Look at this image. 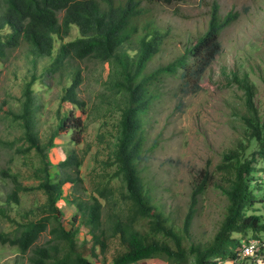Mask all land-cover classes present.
Segmentation results:
<instances>
[{
  "label": "trees",
  "instance_id": "obj_1",
  "mask_svg": "<svg viewBox=\"0 0 264 264\" xmlns=\"http://www.w3.org/2000/svg\"><path fill=\"white\" fill-rule=\"evenodd\" d=\"M144 1L172 4L179 0H0V62L7 61L13 50L25 43L34 67L32 77L22 84L21 95L4 101L9 104L5 112L8 125L20 133L13 140L0 137V144L14 153H34L39 158L31 176L37 184H24L21 173L11 166L13 159L0 170V179L6 181L5 206H0V213L14 225L8 231L0 230V244L16 248L28 264H97L88 255L98 257L99 248L105 257L112 239L124 249L113 257L112 264H136L146 259H161L171 264H221L237 259L243 245L252 238L263 241L260 247L264 251V214L255 207L262 202L264 208V120L254 105L255 85L248 75L231 73L230 81L244 90L247 112L241 116L242 138L235 149L225 154L226 160L233 157L234 161L220 165L226 174L221 189L227 204L210 240L190 241L196 205L210 186L208 170L195 179L179 230L174 220L155 203L143 175L144 167H140L145 153L144 116L164 93L163 78L176 75L181 80L182 92H199L205 71L222 51L220 34L238 13L222 16L219 3L214 1L207 32L176 60L148 72V64L160 51L165 34L151 26L150 20L141 22L147 13L142 5ZM73 26L79 30V36L65 41ZM44 59L48 60L45 64L48 66L40 79L36 69ZM88 60L109 64L105 79L109 93L101 95L102 104L107 110L117 111L119 120L105 162L107 170H115L96 184L94 194L84 198L81 169L90 145H85L83 150L78 146L83 142L88 123L75 111H87V102L79 97L77 87L82 81L80 63ZM68 69L66 79L73 75L74 83L64 88L57 110V127L43 142L38 128L42 104L34 85L37 81L47 85L48 78L59 79ZM65 105L72 109L62 111ZM61 130L72 135L71 144L66 157L54 164L49 152L58 146L56 139ZM20 141L23 143L18 144ZM52 168H56L55 174ZM117 178L122 181L119 197L115 196L112 185V180ZM257 178L262 180L255 185L253 181ZM67 184L72 185L69 201L77 207L70 228L64 224V214L58 206ZM35 190L45 194V202L20 212L26 221L11 217L9 213L14 205L21 204L22 194ZM83 228L91 238L81 241L79 233ZM44 235L49 238L39 244ZM89 240L92 247L90 254H86Z\"/></svg>",
  "mask_w": 264,
  "mask_h": 264
},
{
  "label": "rangeland",
  "instance_id": "obj_2",
  "mask_svg": "<svg viewBox=\"0 0 264 264\" xmlns=\"http://www.w3.org/2000/svg\"><path fill=\"white\" fill-rule=\"evenodd\" d=\"M214 1L219 3L222 16L235 12L238 13V17L222 30L219 38L222 51L205 71L200 81L199 92L196 94L182 92L181 80L176 75L163 78L164 93L160 94L154 101L151 111L144 116L145 153L140 163V167H144L143 175L147 178L146 183L151 188L155 203L174 220L179 230L188 210L195 179L202 171L208 170L210 186L199 197L197 213L190 231V241L194 243L210 240L219 226L227 204L221 189L226 174L220 165L234 161L233 157L226 160L225 154L237 147L244 131L241 116L247 112L245 94L243 89L230 81L232 72L249 76L255 85L254 105L258 115L264 120V0H179L170 5L153 2L147 5V13L141 18V22L150 20L154 26L167 34L160 52L147 67L149 72L176 60L183 55L187 47L194 45L207 32ZM141 32L143 30L139 31ZM78 35V29L73 27L66 41ZM47 62L48 60L44 59L37 66L36 74L40 79L44 67L48 66L45 65ZM80 65L82 81L77 88L79 97L87 102V111L75 112L82 115L88 123L83 142L78 149L83 150L85 145H90L81 169L83 187L86 189V191L83 189L82 195L89 198L94 194L96 184L107 179V174L115 170V168L107 170L105 162L109 157V145L115 141L119 115L117 111L107 110V106L102 104L101 95L109 93L105 87L109 64L102 65L95 60H88ZM0 68L2 70L0 105L3 107L0 110V137L3 140H13L20 131L8 125L5 112L9 109V104H4V101L13 100V96H20L22 84L32 77L34 67L28 57L27 45L23 44L7 61L0 62ZM69 71L70 69L65 70L59 79L48 78L47 85L41 81L34 85L42 104L38 114V128L43 142L48 140L57 127V110L61 105L64 88L74 83L73 75L66 79ZM64 109L71 110L72 107L65 105L62 111ZM71 138V134L61 130L56 139L58 146L49 154L53 163L66 156ZM22 143L23 141H20L18 144ZM154 143L156 145L152 147ZM11 159L13 170L21 173L24 184L38 183L31 177L33 167L39 163V158L34 153L16 154L7 146L0 144V170L7 167ZM51 172L55 174L56 168H52ZM262 179L257 178L253 182L256 185ZM5 183L6 181L0 179V206L3 207L6 198ZM112 185L115 187V196L119 197L118 187L122 186L121 179L112 180ZM71 190L72 185L67 184L66 196ZM69 198L71 199V196ZM45 199L42 191L24 193L21 204L14 205L9 214L20 221H26L20 212L42 204ZM101 201L105 202L104 199ZM58 206L65 214L62 218L64 224L70 228L76 205L65 198L58 202ZM255 207H259V212L264 214L262 202L256 203ZM106 211L107 208L104 214ZM13 226L0 213V230L8 231ZM86 230L83 228L79 233L81 241L87 237L91 238ZM48 238V235H44L38 243L42 244ZM91 247L92 242H87L86 254H90ZM109 248L105 257L99 248L98 257L88 256L97 264H112L113 257L124 249L116 239L111 240ZM263 257L264 253L255 258L264 264ZM254 261L252 259V262ZM0 264L28 262L20 256L16 248L0 245ZM136 264L171 263L155 259L141 260Z\"/></svg>",
  "mask_w": 264,
  "mask_h": 264
},
{
  "label": "clouds",
  "instance_id": "obj_3",
  "mask_svg": "<svg viewBox=\"0 0 264 264\" xmlns=\"http://www.w3.org/2000/svg\"><path fill=\"white\" fill-rule=\"evenodd\" d=\"M153 2H158V3H163V2H159V1H153ZM153 2H150V1H144L143 3H142V5L145 7V8H147V5L149 4V3H153ZM175 3V2H174ZM164 4H166V3H164ZM173 4V3H172ZM167 5H170V4H167ZM147 10H148V8H147ZM152 25H154V23L153 22H151V26ZM73 27H76V26H73ZM77 28V27H76ZM79 31V30H78ZM142 34H145V33H142ZM165 34V38H164V41H163V43H162V45H161V47H160V50H161V48H162V46H163V44L165 43V41H166V38H167V34L166 33H164ZM70 36V35H69ZM79 36V35H78ZM77 36V37H78ZM68 37V36H67ZM66 37V38H67ZM66 38H65V41H66ZM76 38V37H75ZM74 39V38H73ZM70 40H72V39H70ZM68 41V40H67ZM23 44H25V43H23ZM22 44V45H23ZM58 44H60V42L58 41L57 42V48L60 46V45H58ZM21 47V46H20ZM19 47V48H20ZM18 49V48H17ZM16 50V49H15ZM15 50H13V52L15 51ZM186 51V50H185ZM160 52V51H159ZM158 52V53H159ZM157 53V54H158ZM184 54V53H183ZM156 56V55H155ZM154 56V57H155ZM180 57V56H179ZM151 62V61H150ZM149 62V63H150ZM149 65V64H148ZM1 69V68H0ZM69 85V84H68ZM67 85V86H68ZM56 148V147H55ZM54 149V148H53ZM51 151V150H50ZM49 154H50V152H49ZM50 156V155H49ZM66 157V156H65ZM65 157H62V159H60V161L61 160H63ZM52 161V160H51ZM58 163V162H57ZM57 163H54V164H57ZM70 197V194H68V196H66V194H64V197H63V199H67L68 201H69V198ZM63 199H61V200H63ZM60 201V200H59ZM63 213V212H62ZM64 214V213H63ZM64 217H65V214H64ZM264 240V239H263ZM263 241L261 240V239H257V238H252V239H250V241H249V243H247V244H245V245H243V247H242V250H241V253L239 254V256L237 257V259H228V260H226V261H224V262H222L221 264H226V263H236V264H256V263H259V264H262L260 261H259V259H257V258H255V257H259V255L260 254H262V253H264V251L263 250H261V247H260V245H261V243H262ZM253 243H256L255 244V248H256V250H255V252L252 254V255H247V256H242L243 255V250H244V248H245V246H247V245H252ZM1 245V244H0ZM4 246H8V245H4ZM19 252V251H18ZM239 257L241 258V262H239L238 260H239ZM252 259H254L255 261L254 262H252ZM262 261H264V257L262 258Z\"/></svg>",
  "mask_w": 264,
  "mask_h": 264
},
{
  "label": "built area",
  "instance_id": "obj_4",
  "mask_svg": "<svg viewBox=\"0 0 264 264\" xmlns=\"http://www.w3.org/2000/svg\"><path fill=\"white\" fill-rule=\"evenodd\" d=\"M255 244L256 243H253L252 245L250 244V245L245 246L242 256L252 255L255 252V250H256ZM238 261L241 262V258L240 257H239ZM226 264H236V263H226Z\"/></svg>",
  "mask_w": 264,
  "mask_h": 264
},
{
  "label": "crops",
  "instance_id": "obj_5",
  "mask_svg": "<svg viewBox=\"0 0 264 264\" xmlns=\"http://www.w3.org/2000/svg\"><path fill=\"white\" fill-rule=\"evenodd\" d=\"M149 260H155V259H146V261H149ZM156 260H161V259H156ZM163 261V260H162ZM166 262V261H165Z\"/></svg>",
  "mask_w": 264,
  "mask_h": 264
}]
</instances>
